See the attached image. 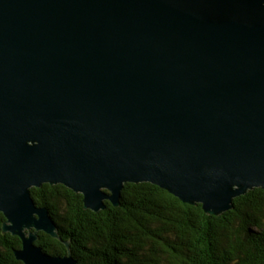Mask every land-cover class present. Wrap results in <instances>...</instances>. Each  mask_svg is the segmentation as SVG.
<instances>
[{
	"label": "water",
	"instance_id": "95a60500",
	"mask_svg": "<svg viewBox=\"0 0 264 264\" xmlns=\"http://www.w3.org/2000/svg\"><path fill=\"white\" fill-rule=\"evenodd\" d=\"M149 183L206 215L264 190V0H0V213L22 264H77L31 188L84 210ZM42 232L64 256L35 245Z\"/></svg>",
	"mask_w": 264,
	"mask_h": 264
},
{
	"label": "trees",
	"instance_id": "16d2710c",
	"mask_svg": "<svg viewBox=\"0 0 264 264\" xmlns=\"http://www.w3.org/2000/svg\"><path fill=\"white\" fill-rule=\"evenodd\" d=\"M34 204L48 210L58 237L77 264H264V190L233 199V208L206 215L199 204L181 203L149 184L127 183L119 207L104 202L98 213L83 209L82 197L61 186L31 188ZM0 264H21L16 236L2 234ZM36 244L51 256L65 246L38 232Z\"/></svg>",
	"mask_w": 264,
	"mask_h": 264
},
{
	"label": "rangeland",
	"instance_id": "374dc122",
	"mask_svg": "<svg viewBox=\"0 0 264 264\" xmlns=\"http://www.w3.org/2000/svg\"><path fill=\"white\" fill-rule=\"evenodd\" d=\"M50 215V214H49ZM53 220V219H52ZM54 222V221H53ZM56 226V225H55ZM56 231H57V228H56ZM9 234V233H8ZM37 241V240H36ZM35 245H37L36 244V242H35ZM38 246V245H37ZM40 247V246H39ZM69 248V247H68ZM45 253V252H44ZM17 261V260H16ZM19 262V261H18ZM21 263V262H20ZM22 264V263H21Z\"/></svg>",
	"mask_w": 264,
	"mask_h": 264
}]
</instances>
